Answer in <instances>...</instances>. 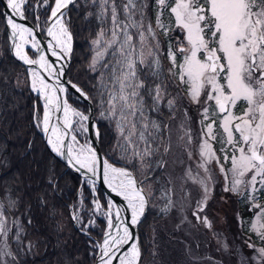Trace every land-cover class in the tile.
Instances as JSON below:
<instances>
[{
  "label": "snow or ice",
  "instance_id": "obj_1",
  "mask_svg": "<svg viewBox=\"0 0 264 264\" xmlns=\"http://www.w3.org/2000/svg\"><path fill=\"white\" fill-rule=\"evenodd\" d=\"M97 7L100 28L91 39L94 53L89 63L99 71L101 117L113 121L118 134L120 158L131 168L117 167L102 160L103 182L116 196L122 197L131 210L129 222L108 201L105 215L107 229L100 249V264H139L141 251L133 242L132 227L140 223L146 207L154 199V185H160L159 199L165 201L161 211L167 214L179 205L181 213L191 208L194 219L209 230L212 221L206 209L212 199L213 166L224 177L223 191L247 202L254 211L247 231L264 243V0H86ZM9 13H0L11 30L16 57L27 65H38L55 83H48L41 72L30 71L31 88L44 100L43 116L36 126L48 136L51 150L65 155L70 164L85 169L93 177L101 167V158L91 146L75 147L77 130L87 131L89 117L61 102L58 93L67 92L61 83L64 65L59 69L43 54L41 42L33 28L18 23L27 20L28 0H6ZM49 10L45 21L50 37L48 51L57 60L71 56L73 33L66 10L77 0H42ZM154 12V16L152 13ZM88 16L93 15L88 12ZM39 20V16L36 17ZM163 38V39H162ZM16 40L19 42L17 43ZM39 53L30 59L25 45ZM168 66H165L164 60ZM144 69L148 71L145 72ZM143 74V75H142ZM151 78V79H149ZM175 91L170 92V83ZM85 100L89 95L76 84L71 85ZM196 106L200 132L193 151L191 116L184 101ZM163 108H167V118ZM63 112L58 123H51V113ZM152 113L157 114L153 118ZM181 114L178 125L171 123ZM73 118L79 129L73 127ZM175 133V140L173 134ZM96 136L100 133L97 130ZM70 137L72 143L65 144ZM219 144V149L216 148ZM187 154L190 164L173 175L172 165L187 162L176 150ZM195 157V159H194ZM171 158V159H170ZM155 177V178H154ZM161 177H166L163 181ZM191 182L196 196L185 189ZM95 191V180H90ZM179 200H174L177 193ZM194 201V203H193ZM16 201L9 200L15 207ZM101 204L96 201L95 208ZM4 205L0 203V234H7ZM73 219L79 221L78 216ZM187 220V216H183ZM241 229L245 222L238 215ZM93 221H89L91 225ZM116 229L113 234L112 229ZM20 234L17 233L19 240ZM252 254L241 256L240 264H264V246L257 247L251 235L243 241ZM223 247L227 249V244ZM12 253L0 252V260Z\"/></svg>",
  "mask_w": 264,
  "mask_h": 264
},
{
  "label": "trees",
  "instance_id": "obj_2",
  "mask_svg": "<svg viewBox=\"0 0 264 264\" xmlns=\"http://www.w3.org/2000/svg\"><path fill=\"white\" fill-rule=\"evenodd\" d=\"M35 1L28 0V3L33 6ZM80 5L81 0H78L77 6L71 7L68 12L73 33L72 63L68 78L82 87L94 103L103 155L118 166L131 168L130 164L122 161L118 156L117 135L112 127L113 121L102 120L100 117V74L99 71L93 72L88 66L92 57L91 39L94 38L100 25L95 17L91 20L87 18L89 7L86 8L84 3L81 6L82 12H78ZM30 9L31 7L27 8L26 16L31 22L38 25L41 21H44V24L48 20L49 11L42 12L40 19L37 20V15L29 11ZM2 11L3 7L0 3V13ZM30 54L33 56L32 53ZM18 77L19 85L16 84ZM68 101L84 115L88 113L87 105L70 92ZM184 105L189 109L191 118L198 120L196 106L189 107L190 104L186 100ZM37 113L43 114L40 101L31 92L26 68L16 62L10 54L7 29L3 18H0V202L4 200L9 205V200L17 201L16 205L21 209L20 214L23 216L21 223L26 231L21 238V244L26 245L29 242L37 248L32 252L31 258L20 262L21 264H95L98 249L93 239L100 241L103 238L106 223L98 220L95 226L97 228L89 230H84L83 225L77 227V221L73 219V213L76 214L74 202L80 187L85 188L87 192L88 188L86 183L50 154L41 130L34 122ZM154 117L156 118L155 115ZM160 119L164 118L161 116ZM195 127L197 128V124ZM99 195L100 199L107 201L102 190H99ZM240 201L241 198L237 196L236 202L242 206L246 205ZM87 208L91 209L89 199ZM244 208L241 209V217L246 220L248 214ZM151 213L152 211L149 210L139 227L143 253L140 264H148L150 257L147 251L150 245L147 244L146 228L151 221ZM15 215L20 216L19 213ZM86 215H88L87 211L83 212V216ZM10 220L13 221V218L10 217ZM184 225L188 231L189 225L187 223ZM198 229L195 231L197 238L199 235L206 237V229ZM238 229L241 234L249 236L245 228L240 231V223ZM214 232L219 234L217 230ZM223 237L228 241L233 240L225 234ZM206 244L211 247L216 246L214 239H209ZM7 245V251L10 250L13 254L12 259H18V245L16 246L12 236L7 239ZM213 252L217 253L215 250ZM12 259L10 260L15 262Z\"/></svg>",
  "mask_w": 264,
  "mask_h": 264
},
{
  "label": "rangeland",
  "instance_id": "obj_3",
  "mask_svg": "<svg viewBox=\"0 0 264 264\" xmlns=\"http://www.w3.org/2000/svg\"><path fill=\"white\" fill-rule=\"evenodd\" d=\"M53 0H49V4L51 5ZM82 3H84V6L86 8L89 7L88 12H92L93 15L87 16L89 20L92 19V17L96 18L95 13L97 12V7L91 5L90 3H86V0H81V5L77 9L78 12H82L81 6ZM42 5V0H36L35 4L31 7L29 11L34 12L37 16L42 14V12H48V7L46 6H38ZM68 15V14H67ZM154 15V12H153ZM30 20V19H29ZM97 23L101 26L100 21L96 18ZM40 22V21H39ZM44 21H41L38 25L41 27V32L44 34V29L46 27V23L43 24ZM33 23V22H32ZM36 27L35 23H33ZM91 54L93 56V52L91 51ZM92 58V57H91ZM165 66H168V62L165 59L164 60ZM89 66V64H88ZM145 72H147V69H144ZM143 75V74H142ZM151 79V78H149ZM165 83H170L171 87L169 88L170 92L175 91V83L172 81H166ZM16 84H20L19 77L16 80ZM30 89L31 92L34 94L31 83H30ZM36 97V95L34 94ZM38 98V97H37ZM40 105H41V99ZM195 105H189V107H192ZM43 109V105H41ZM165 113L164 116H162L164 119L167 118V108L162 109ZM196 110V109H195ZM199 114V113H198ZM154 117L157 116V114L152 113L151 114ZM189 115L191 116L190 112ZM197 115V113H196ZM42 118V113H37L36 117ZM101 117V115H100ZM181 118V115L179 113L177 114V120L172 121L171 123L173 126L178 125V120ZM79 118L74 119V128L79 129V124L76 122ZM102 120H107L103 119ZM200 119V116L197 119L191 118L190 121V127L192 131V136L194 138L193 140V151H196V139L198 138V134L200 132V126L198 121ZM110 122V120H107ZM35 125L37 123V119L34 120ZM84 124L86 126V122L84 121ZM197 124V128L195 125ZM37 127V126H36ZM87 127V126H86ZM113 129H115V124L113 122L112 124ZM40 130H42L40 128ZM116 131V130H115ZM74 135L77 137L78 144L75 145V147L79 148L82 145L89 146V138L87 131L83 130H77L73 132ZM117 135V141H118V134ZM173 139L175 140V133L173 134ZM72 143V142H71ZM117 145V144H116ZM220 145L216 144V148L219 149ZM120 148L117 147L118 156L120 158ZM177 156H181L184 161L187 163L185 165H172L168 171H171L173 175H177L182 171V168L187 167L189 164L195 168V163L193 161H188L187 154L183 153V150L177 149L176 150ZM121 159V158H120ZM171 159V158H170ZM195 159V157H194ZM122 160V159H121ZM124 161V160H122ZM125 162V161H124ZM112 163V162H111ZM116 165V164H115ZM131 165V164H130ZM121 167V166H120ZM166 179V177H161V180L163 181ZM213 187L214 191L212 193V199L208 202V208L206 209V213L209 217V219L212 221V229L209 230L208 228L204 227L202 224L198 223L194 217L191 215V208H189L186 212L181 213L179 209V205H177L176 208H173V210L167 214H164L161 211V208L164 206L165 201L162 199H159L160 192L159 187L160 185H154V199H152L151 203L149 204V210L152 211V217L151 221L148 223V227L146 228L147 232V244L150 245L147 248V251L149 252L150 257L148 258L149 261L148 264H240V258L241 256L250 257L252 252L250 249L247 248V246L243 243L245 239L248 238V235H243L239 232V221L237 224L238 215L241 217V209L244 208L247 212L248 217L246 216L243 218L245 222V230L247 231V225L250 224L253 220V213L254 211H258V209L249 210V205L246 206L248 203L245 201V206L240 205L238 202H236V195H233L231 193H225L223 191L224 187V177L219 173L218 168H215L213 166ZM87 190L82 187L77 192V196L74 202V205L76 206V214L73 213L74 216L79 217V221H77V227H80V225H83L84 230L89 229H95L96 222L98 220H103L106 223V227L104 232H106L107 229V217L105 215L106 211L108 210L107 205L108 201H103L100 199L99 191L96 193L97 188H95V191H93L92 186L87 185ZM185 189L192 192L193 196H196L198 189L195 185H193L190 181L185 185ZM182 195V193H179V190L177 189V193L173 195L174 200H179V196ZM88 199L91 206V209L87 208L88 205ZM100 201L101 208L97 210L95 208V202ZM17 202V201H16ZM4 205V216H5V227L7 229V234H0V252L5 251V246L7 250V239L9 237H13L15 244L18 249V259L13 257V254L11 256H5L0 260V264H21V260H25L28 258H31L33 256L32 252L37 250L36 247H33L31 243H27L26 245L21 244V238L25 235L26 231L22 225V215L20 214V208L19 206L10 207L8 204L5 203L4 200L2 202ZM194 203V201H193ZM240 203H242L240 201ZM17 204V203H16ZM260 204L264 206V197L261 198ZM88 213L85 217L83 216V212ZM112 211V217L114 216V210ZM20 216H16L15 214H18ZM148 214V213H147ZM187 216V220H183V216ZM13 218V221L10 220ZM16 217V218H15ZM75 220V219H74ZM93 221L91 225L89 224V221ZM115 221V220H114ZM189 225V230L187 231L186 225ZM198 225L200 227H198ZM197 228V229H194ZM198 228L206 229V237L200 236L197 238V234L195 231L199 230ZM214 230H217L219 234H215ZM242 231V229L240 230ZM19 232L20 238L17 239V233ZM251 235L252 242L257 245V247L264 246V243H262L254 234L249 233ZM13 234V235H12ZM223 234H225L227 237L232 238L233 240L228 241L227 239H224ZM217 235V236H216ZM207 236L209 239H214L217 241L215 247H211V245L206 244L209 242V239H207ZM215 241V242H216ZM96 244V243H95ZM224 244H227V249L223 247ZM142 244L140 243V248ZM97 248V245H96ZM245 248V249H244ZM213 250H215L217 253H214ZM10 251V250H9ZM142 251V248H141ZM11 252V251H10ZM222 254H220V253ZM143 253H141L142 256ZM10 259L15 260L13 263Z\"/></svg>",
  "mask_w": 264,
  "mask_h": 264
},
{
  "label": "water",
  "instance_id": "obj_4",
  "mask_svg": "<svg viewBox=\"0 0 264 264\" xmlns=\"http://www.w3.org/2000/svg\"><path fill=\"white\" fill-rule=\"evenodd\" d=\"M0 3L2 5V7H3L2 13H9L10 10L7 8L6 0H0ZM71 7L72 6H70L69 9L66 10L67 13H68V11L70 10ZM17 22L25 24V26L34 29L36 38L41 42L40 47L43 50V54L48 59V61L53 64V66L55 68L59 69L61 67V65H64V75L61 77V83L67 88V92L58 93V95L60 96L61 102H63L64 100H67V102H68V93L70 92V93L74 94L76 97H78L83 103H85L87 105V107H88L87 116L89 117V120L86 121V125H87V129H88L87 133H88L89 140H90L89 141L90 142L89 146H91L92 148H94L97 151L98 156L101 158V167L98 169L97 175L95 177H93L91 175V173L87 172L85 169H78V166H73V164L69 163V160L67 158L66 149H65V155L64 156H58L55 152H53L51 150V146L48 144V136L42 131L44 143H45L48 151L50 152V154L53 156V158L55 160H57L58 162L62 163L69 171H71L74 175L79 177L83 182L90 183V180H95V186H97L99 189H101L105 193V195H107L114 202V204L116 206V207H114L115 208V212H116V208H120L121 209L120 215L125 220V222H127V220H128L127 219L128 216H127V213H126L127 202L124 201L122 197L116 196L115 193L111 192V190L108 188V186L103 182L102 160L106 159V157L103 155V153L101 151V133L99 131L98 124H97V122L95 120L94 103H93V101H92L90 96H89L90 97L89 100H85L83 97H81L80 94L78 92H76L74 88L71 87V85L75 84V83L71 82L69 80V78H68V72H69V69H70V66H71V63H72V54H71L70 57H68V58H66L64 60H57L56 57L52 56V54L48 51V43H49L51 38L47 36V32H46L47 25H46V28H45V35L43 37V35L41 33L40 26L38 25L36 27L28 19V17H27V20H20V19L17 18ZM6 29H7V34H8L9 50H10V54H11L12 58L16 62H18L20 65L25 67L29 73H30L31 70H36V71L41 72V75H43L44 78L50 79L47 76V74L44 72V70H42L38 65H27V64H24L23 61L19 60L16 57L15 49L13 48V38L11 37V30L8 29L7 27H6ZM28 50H31L35 54V58H32L29 55ZM25 52H26V54L28 55V57L30 59H37L39 57V55H40V53L35 48L31 47V45L26 49ZM46 52H48V53H46ZM50 80L53 83H55L54 79H50ZM77 86H79V85H77ZM80 88H82V87H80ZM33 92H34V94L37 97H39L41 99L40 95H37L35 93V91H33ZM68 104L70 105L69 102H68ZM57 117L62 119V111L61 112H56L55 110H53L52 111V120H51L52 124H57L58 123ZM97 130L100 133L99 137L96 136ZM69 141H70V137H68L65 140V144H68ZM148 210H149V205L146 207L145 213H144L143 217H141L140 223L137 226L132 227L129 224L130 230L133 233V238H134L133 242H138L139 247H140L139 227H140L141 223L143 222V220L145 219V217H146V215L148 213ZM115 221H116V219H115ZM112 232H114V230H112ZM103 239H104V236H103V238L100 241H97L95 239H93V240L96 242L97 245H100V244H102ZM140 251H141V249H140ZM100 254H101L100 253V249L98 247V254H97V257H96V263L95 264H100ZM140 261H141V256H140ZM140 261H139V264H140ZM113 264H119L118 260H114Z\"/></svg>",
  "mask_w": 264,
  "mask_h": 264
},
{
  "label": "bare ground",
  "instance_id": "obj_5",
  "mask_svg": "<svg viewBox=\"0 0 264 264\" xmlns=\"http://www.w3.org/2000/svg\"><path fill=\"white\" fill-rule=\"evenodd\" d=\"M16 42L18 43L19 41L18 40H16ZM30 46V44H28V45H25V51H26V49L28 48ZM46 53H48V52H46ZM45 80L48 82V83H50V84H54L50 79H48V78H45ZM37 95H40L39 93H37V92H35ZM41 103H42V105H43V108H44V100H43V98L41 97ZM62 118H63V112H62ZM75 118H73V120H74ZM51 120H52V113H51ZM73 125H74V123H73ZM73 134V133H72ZM72 141H71V139H70V141H69V143H71ZM114 203V202H113ZM115 205V204H114ZM114 208V207H113ZM126 213H127V216H128V220H127V222H129L130 221V219H131V210L128 208V206L126 207ZM114 214H115V212H114ZM114 222V221H113ZM114 223H118V221H115ZM112 230H114V232H113V234H115V232H116V229L114 228V229H112ZM216 241V240H215ZM215 243H217V241L215 242ZM220 253V252H219ZM221 254V253H220ZM222 255V254H221Z\"/></svg>",
  "mask_w": 264,
  "mask_h": 264
}]
</instances>
